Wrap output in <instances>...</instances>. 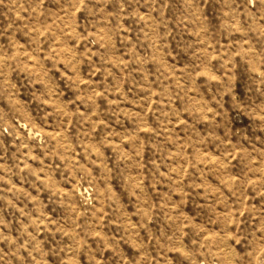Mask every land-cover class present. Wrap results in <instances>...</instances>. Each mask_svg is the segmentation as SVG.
<instances>
[{"label": "rangeland", "instance_id": "1", "mask_svg": "<svg viewBox=\"0 0 264 264\" xmlns=\"http://www.w3.org/2000/svg\"><path fill=\"white\" fill-rule=\"evenodd\" d=\"M0 264H264V0H0Z\"/></svg>", "mask_w": 264, "mask_h": 264}]
</instances>
